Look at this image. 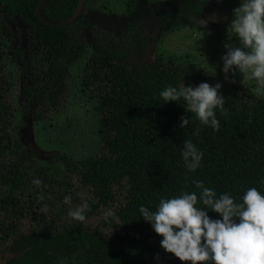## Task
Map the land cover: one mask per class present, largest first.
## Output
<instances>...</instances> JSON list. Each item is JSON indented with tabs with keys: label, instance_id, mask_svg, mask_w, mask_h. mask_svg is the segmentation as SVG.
<instances>
[{
	"label": "trees",
	"instance_id": "obj_1",
	"mask_svg": "<svg viewBox=\"0 0 264 264\" xmlns=\"http://www.w3.org/2000/svg\"><path fill=\"white\" fill-rule=\"evenodd\" d=\"M78 1L46 0L42 13L61 22L76 13ZM39 3L0 0V264H190L163 250L139 206L154 210L160 197L198 194L194 180L237 201L249 187L264 192V97L185 54L149 47L138 21L118 33L92 24L93 40L86 44L82 14L51 26L38 16ZM2 10L28 25V64L20 46L8 53L13 31ZM147 50L149 59L132 64L133 53ZM19 68L32 69L22 92L36 106L35 122L60 105L70 71L80 75L79 89L97 99L99 152H55L48 167L35 164L32 152L10 140L21 110L13 93ZM201 81L221 83L224 104L223 111L214 109L216 130L186 111L183 101L163 102L159 96L169 85ZM182 115L189 118L183 128ZM185 140L203 153L194 171L181 156ZM65 196L79 205L71 206ZM83 205L84 220L70 215ZM197 206L205 207L199 201ZM207 214L218 217L212 210Z\"/></svg>",
	"mask_w": 264,
	"mask_h": 264
},
{
	"label": "rangeland",
	"instance_id": "obj_2",
	"mask_svg": "<svg viewBox=\"0 0 264 264\" xmlns=\"http://www.w3.org/2000/svg\"><path fill=\"white\" fill-rule=\"evenodd\" d=\"M238 3L239 0H134L130 5L128 0H85L81 37L86 44L91 43L92 24L118 33L127 25L138 21L141 31L152 43L149 47L159 45L165 53L185 54L197 65L225 78V73L221 71V56L226 51L224 43L242 46L228 28L232 10ZM128 7H131L129 12ZM1 13L13 31L8 53L12 47L20 46L28 64V48L31 44L28 25L19 17L9 16L5 10ZM150 55L149 50L141 54L135 52L131 55L132 64H137L142 59L147 60ZM17 65L19 67L20 64ZM31 70L19 68L18 78L14 83L13 96L21 110L10 126V140H18L27 151L32 152L35 164L48 167L52 164L51 154L55 152L72 156L99 152L97 99L79 89L80 75L74 73L73 69L70 71L68 90L60 105L46 112L44 120L35 122L32 115L36 106L27 101L22 92V83L30 78ZM227 75L228 80L245 83L257 95L264 97V86L258 85L249 72L237 71ZM49 201L58 202L54 197ZM67 202L71 206L79 205V201ZM23 222L26 226L27 222ZM11 255L7 253L6 257Z\"/></svg>",
	"mask_w": 264,
	"mask_h": 264
},
{
	"label": "clouds",
	"instance_id": "obj_3",
	"mask_svg": "<svg viewBox=\"0 0 264 264\" xmlns=\"http://www.w3.org/2000/svg\"><path fill=\"white\" fill-rule=\"evenodd\" d=\"M228 28L242 46L224 43L221 71L249 72L258 85L264 86V0H239L232 10ZM221 83L201 81L192 85L167 86L160 91L163 102L183 101L186 111L194 113L201 124L219 127L214 109L223 111L224 96L218 92ZM189 118L182 115L183 128ZM181 156L189 171L200 164L203 153L191 140H185ZM196 191H182L179 195L160 197L154 210L139 206L140 217L161 236L160 246L180 261L190 264H264V192L256 187L247 188L237 201L227 191L217 195L215 189L200 180H194ZM65 201L70 197L65 196ZM198 201L205 207H198ZM86 205L70 215L84 220ZM212 210L217 218L210 217Z\"/></svg>",
	"mask_w": 264,
	"mask_h": 264
},
{
	"label": "water",
	"instance_id": "obj_4",
	"mask_svg": "<svg viewBox=\"0 0 264 264\" xmlns=\"http://www.w3.org/2000/svg\"><path fill=\"white\" fill-rule=\"evenodd\" d=\"M46 0H40V3L36 9V12L38 14V16L48 25H51V26H55V27H58V26H62V25H67V24H70L74 21H76L79 16L82 14L83 12V9H84V2L85 0H79L78 1V4H77V7H76V13L69 19L67 20H63L61 22H55L54 20H51L49 18H47L43 13H42V8L45 4Z\"/></svg>",
	"mask_w": 264,
	"mask_h": 264
}]
</instances>
